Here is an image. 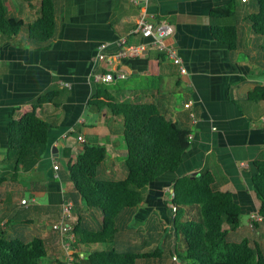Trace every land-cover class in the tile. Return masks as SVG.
<instances>
[{"label":"crops","instance_id":"crops-1","mask_svg":"<svg viewBox=\"0 0 264 264\" xmlns=\"http://www.w3.org/2000/svg\"><path fill=\"white\" fill-rule=\"evenodd\" d=\"M16 1L19 19L29 22V17L32 21L37 18L40 0ZM52 1L58 26L51 41L36 44L25 39L17 41L19 45H0V159L7 147L9 112L54 86L64 91L57 99L59 107L44 106V117L52 128L42 155L25 170L8 175L7 182L0 186V224L7 222L3 227L12 236L42 237L49 248V263L64 261L65 252L51 224L59 219L62 204L76 197L69 181V159L76 157L85 142H101L107 153L100 176H125L127 152L120 118L106 107L97 110L88 103L93 88L101 84L94 75L112 73L115 80L105 85L115 99L157 104L168 118L194 129L177 177L197 173L203 166L213 170L219 189L231 192L242 213L247 214L241 234L248 229L251 234L249 219L260 205L251 180L256 173L254 162L264 158V105L256 107L245 98L256 84L264 82V39L250 31V43L242 41V48L230 50L212 38L209 11L229 0H148L145 11L152 21L165 20L175 26L167 43L177 48L186 73H180L156 48L147 47L135 57L96 60L102 43H108L104 50L108 57L121 49L122 40L125 47L150 42L131 32L141 6L129 0ZM251 4L248 0L239 5V19L253 11L255 4ZM189 113H195V123ZM19 115L14 113L15 117ZM68 133L72 135L68 137ZM79 135L82 141H78ZM54 165L58 166L56 170ZM147 190L145 201L152 203L148 200L158 196L152 191H170L171 184L160 183ZM22 199L27 204H21ZM154 214L155 209L146 219ZM76 249L79 255L89 252L83 245Z\"/></svg>","mask_w":264,"mask_h":264},{"label":"trees","instance_id":"trees-1","mask_svg":"<svg viewBox=\"0 0 264 264\" xmlns=\"http://www.w3.org/2000/svg\"><path fill=\"white\" fill-rule=\"evenodd\" d=\"M5 2L0 0V45H19L17 41L24 37H19L22 29H26L24 38L36 44L54 38L58 21L52 0H40L38 16L31 22L14 18ZM240 3L229 0L209 11L212 38L230 50L243 47L238 27ZM250 3V7L255 4L254 9L244 20L254 35L264 36V0ZM60 95L64 91L54 86L9 112L0 186L7 182L8 175L25 170L42 155L52 128L44 117V106L59 107ZM245 100L262 107L264 85L256 84ZM88 103L97 110L106 107L120 118L127 155L123 161L125 176L119 179L100 176L107 153L101 142H85L76 157L68 161L69 181L76 193L69 217L74 235L70 244L76 251L80 245H103L82 257L76 252V264H264V244L255 239L264 229V158L254 162L256 173L251 184L260 205L249 219L251 234L232 238L231 233L241 225L243 211L231 192L216 185L213 170L203 166L197 173L176 175L190 150L194 129L168 118L157 104L119 101L102 83L93 88ZM16 111L19 117L14 116ZM165 182L172 189L169 201L162 203L169 211L168 225L150 218L142 222L146 225L139 226L134 215L147 189ZM3 225L0 264H50L49 248L42 237L12 236ZM143 230H148L150 237Z\"/></svg>","mask_w":264,"mask_h":264},{"label":"built area","instance_id":"built-area-1","mask_svg":"<svg viewBox=\"0 0 264 264\" xmlns=\"http://www.w3.org/2000/svg\"><path fill=\"white\" fill-rule=\"evenodd\" d=\"M130 2L134 3L135 5L141 6V12L136 20L135 27L131 31L134 34L141 35L143 37H147L150 39V42L147 45H128L125 47L123 45V40L119 43L121 49L116 52L113 56H106L104 50L108 46V43H102L98 46L96 52V60H105L109 58H115L119 60L122 57H135L140 55L143 51L146 50L147 47L149 48H156L165 53L168 59L177 66L178 71L182 74L186 73V68L184 66V62L182 58L178 54V50L174 45L167 43V40L172 37L175 33V26L170 24L169 22L162 20V21H152L145 11L148 0H129ZM242 2H247L248 0H241ZM119 77H124V75H118ZM115 76L112 73H99L94 75V80L97 83L102 84H110L115 80ZM70 86V84H66ZM264 85V82H263ZM190 107V104L187 106ZM193 123H195L196 117L194 113H189ZM78 141H82V136H78ZM57 165H54V169H57ZM170 194H172V189L170 190ZM169 194V195H170ZM170 197V196H169ZM21 204H27L26 199H22ZM72 213V203L66 201L62 204V210L60 213V217L58 220L54 221L51 224V229L55 233H57L60 246L65 252L64 261L61 264H76L75 263V256L74 254L77 252L71 246V240L73 239L74 235L72 232V225L69 223V217ZM254 216V215H253ZM83 255H80L82 257Z\"/></svg>","mask_w":264,"mask_h":264},{"label":"rangeland","instance_id":"rangeland-1","mask_svg":"<svg viewBox=\"0 0 264 264\" xmlns=\"http://www.w3.org/2000/svg\"><path fill=\"white\" fill-rule=\"evenodd\" d=\"M9 1L10 2H7L6 1L7 7H8V12L9 13H13L14 14L13 15L14 18H17L18 19L17 12L15 11V7H17V5H18V3H17L18 1H16V0H9ZM19 2L21 3L22 0H20ZM242 17L243 16H241V19L239 20V27H240V32H241V40L243 41V43L245 41H248L250 43L251 40H250V38L248 37V34H247L248 32H250V29H249V26L247 28L244 26V24L246 23V21ZM31 19H32V17H29V19H28L29 22L32 21ZM25 33H26V29H22L20 31V36L19 37L21 38V37H23V35L25 37ZM24 37H23L22 41L25 40ZM261 38L264 39V36H261ZM152 192L153 193L158 192L157 199L156 200H148V201H150L152 203H149V202L145 201L147 199V195H148V192H146L145 193V200L140 204V207L137 209L136 214L134 215V218L139 222L138 225L141 226V227L144 226V225H146V224H143L142 222H144V219L147 218V216L149 215L150 211L151 210H154V209H155V213L156 214H154L152 218L155 221H157V217H158V219L164 221L166 225H168V223H169L167 209H166L167 206L166 205L164 206L162 203L163 202L165 203V201H169L170 191H152ZM25 194L28 195L29 192L28 191H25ZM146 202L148 203V205H147ZM250 210H252V209H250ZM250 210H249V212H250ZM240 219H241L240 228H239L238 231L231 233L232 238H235V237L236 238H240L239 236L241 234V228H242V226H244L245 224H247V214H243L242 213ZM249 224H250V220H249ZM143 231H144V233H143L144 235L150 237L148 230H143ZM261 233H262V235H260L259 232H257L256 236H258V237L257 238L254 237V238L256 240H260L259 242L261 244H264V229L261 230ZM241 235L242 236L243 235L250 236L249 229H248V232L245 231V233L242 231V234ZM83 246H86V245H83ZM91 247H94V246H91ZM102 247H103V245L100 244L97 247V250L98 249H101ZM180 247L182 248V245H180ZM86 248H88V251H92V250L95 249V248L90 249V247H88V246H86Z\"/></svg>","mask_w":264,"mask_h":264}]
</instances>
